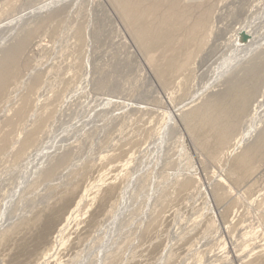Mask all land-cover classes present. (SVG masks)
Instances as JSON below:
<instances>
[{
	"label": "rangeland",
	"instance_id": "rangeland-1",
	"mask_svg": "<svg viewBox=\"0 0 264 264\" xmlns=\"http://www.w3.org/2000/svg\"><path fill=\"white\" fill-rule=\"evenodd\" d=\"M62 1L0 0V264H264V0Z\"/></svg>",
	"mask_w": 264,
	"mask_h": 264
},
{
	"label": "bare ground",
	"instance_id": "bare-ground-1",
	"mask_svg": "<svg viewBox=\"0 0 264 264\" xmlns=\"http://www.w3.org/2000/svg\"><path fill=\"white\" fill-rule=\"evenodd\" d=\"M143 1H146V0H141L140 2H137L135 4H138V5L140 4L141 5ZM116 2L122 6L124 15L126 17H128L129 20L133 24H135L134 25V31H135V33L137 35L138 41L141 43V45H143L145 48H148V49L149 48H153V47H161L162 48L163 46L167 45L170 42V38L167 37V36L162 37L161 35H164V32H166V31L171 32V31H174L177 28H181V27L185 26V21H183V20L187 16V11L189 9V8H185L183 11H179V10L176 9L177 8V5H176L177 3L176 4H172L171 7H170L171 9L166 12V14L164 15V18H163V22H162V25H161L162 27H161V30L159 32V33H163V34L160 35L158 33L155 36V35H152V32L150 33L149 32V29H148V26L151 23V21L153 20V16H154V13L152 11H150V12L144 11V10L143 11H140L139 8H138V5L133 6L134 3L132 2V0H116ZM171 3H175V0H172ZM174 5H176V6H174ZM46 7H48V6H46ZM32 15H34V14H32ZM205 16H207V15H205ZM202 27H203V21L200 19L199 22L194 27L191 28L190 33H189V36H192L195 33H197L199 30L202 29ZM185 42L187 43L188 41H185ZM262 43H264V42H262ZM24 44L25 43L23 42L21 45H18V47L15 50L10 51L11 53L9 55H7L4 59H2L0 61V92L2 91L3 87L6 86V82H8L9 79H10V77L12 76V68L15 67V60H16V57L15 56L17 55V53L21 49V47L24 46ZM259 47H257V48H259ZM233 56H234V53H233ZM169 60L170 61L167 63V66L168 67H173L174 65H181L180 67L183 68V67L188 66L190 64V62L188 63L187 61L185 63H177L174 60V58H170ZM256 67L257 66H255V64H254V68L253 69H255ZM170 70H172V69H170ZM227 139H228L227 134L223 135L222 141L225 142ZM246 153L247 154H245L243 156H240V158H239V162L242 165L247 164V161H248L247 156H248L249 153L248 152H246ZM60 231H62V230H60ZM111 237H112V235H111ZM100 258H101V255H100ZM84 262H85V260H84ZM86 263L87 262H85V264Z\"/></svg>",
	"mask_w": 264,
	"mask_h": 264
}]
</instances>
